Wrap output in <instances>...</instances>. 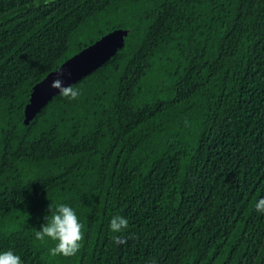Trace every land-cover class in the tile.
<instances>
[{"label": "trees", "instance_id": "trees-1", "mask_svg": "<svg viewBox=\"0 0 264 264\" xmlns=\"http://www.w3.org/2000/svg\"><path fill=\"white\" fill-rule=\"evenodd\" d=\"M116 28L125 44L72 84L78 99L58 93L25 123L34 86ZM260 198L264 0H0V251L23 264H264ZM61 203L84 225L71 257L35 239Z\"/></svg>", "mask_w": 264, "mask_h": 264}, {"label": "clouds", "instance_id": "clouds-1", "mask_svg": "<svg viewBox=\"0 0 264 264\" xmlns=\"http://www.w3.org/2000/svg\"><path fill=\"white\" fill-rule=\"evenodd\" d=\"M64 76L63 69H59L50 87L58 90L59 95L64 98L70 100L78 99L81 95L80 88L67 84ZM185 123L187 124V121ZM255 209L257 212L264 213V198H260L256 202ZM49 212L50 215L45 218L46 222L39 231H35V239L41 242L46 239L54 242V245L49 249V255L52 257H71L76 255L85 239L84 225L80 222L76 211L71 206L61 203L55 208L50 204ZM128 225L129 221L127 218L115 215L110 220L109 228L113 234H122L128 228ZM113 240L117 245L127 242L122 238V235H113ZM0 264H23V261L12 249H8L0 251Z\"/></svg>", "mask_w": 264, "mask_h": 264}, {"label": "water", "instance_id": "water-1", "mask_svg": "<svg viewBox=\"0 0 264 264\" xmlns=\"http://www.w3.org/2000/svg\"><path fill=\"white\" fill-rule=\"evenodd\" d=\"M128 33V29L116 28L104 34L100 39L68 58L57 70L50 72L38 82L25 107V123L28 124L41 108L58 94V90L52 89L50 84L56 78L59 69L62 68L65 73V82L74 84L115 55L125 44V37Z\"/></svg>", "mask_w": 264, "mask_h": 264}]
</instances>
